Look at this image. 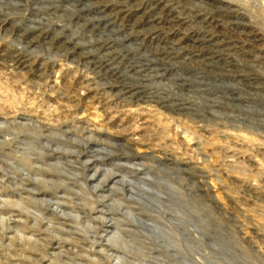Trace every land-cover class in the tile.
<instances>
[{
  "label": "rangeland",
  "instance_id": "obj_1",
  "mask_svg": "<svg viewBox=\"0 0 264 264\" xmlns=\"http://www.w3.org/2000/svg\"><path fill=\"white\" fill-rule=\"evenodd\" d=\"M0 120V264H264V0H0Z\"/></svg>",
  "mask_w": 264,
  "mask_h": 264
},
{
  "label": "bare ground",
  "instance_id": "obj_2",
  "mask_svg": "<svg viewBox=\"0 0 264 264\" xmlns=\"http://www.w3.org/2000/svg\"><path fill=\"white\" fill-rule=\"evenodd\" d=\"M5 121L0 120V127L3 126ZM13 123V122H12Z\"/></svg>",
  "mask_w": 264,
  "mask_h": 264
}]
</instances>
